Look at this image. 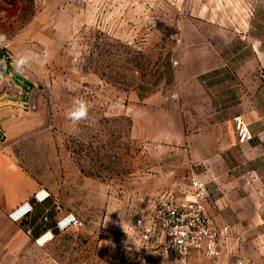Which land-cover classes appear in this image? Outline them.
<instances>
[{
    "label": "rangeland",
    "instance_id": "rangeland-1",
    "mask_svg": "<svg viewBox=\"0 0 264 264\" xmlns=\"http://www.w3.org/2000/svg\"><path fill=\"white\" fill-rule=\"evenodd\" d=\"M3 93L6 152L82 225L0 264H175L155 212L195 180L235 236L188 264H264V0H0Z\"/></svg>",
    "mask_w": 264,
    "mask_h": 264
},
{
    "label": "built area",
    "instance_id": "built-area-1",
    "mask_svg": "<svg viewBox=\"0 0 264 264\" xmlns=\"http://www.w3.org/2000/svg\"><path fill=\"white\" fill-rule=\"evenodd\" d=\"M236 122L238 142L242 145L248 143L253 138L251 130L241 117L236 118ZM208 195L206 183L195 180L190 199L178 202L176 196L171 194L158 206L155 212V220L161 232L158 239L162 241L163 252L171 262L188 264L193 251L216 258L220 255V237H230L231 230L228 227L219 231L216 229L215 221L206 207ZM38 197L44 201L49 194H36V201ZM33 209L32 203L25 202L11 210L8 217L13 222H21ZM80 225L81 221L74 214L67 213L56 220L55 229L66 231ZM152 232L153 228L147 229V233Z\"/></svg>",
    "mask_w": 264,
    "mask_h": 264
},
{
    "label": "crops",
    "instance_id": "crops-1",
    "mask_svg": "<svg viewBox=\"0 0 264 264\" xmlns=\"http://www.w3.org/2000/svg\"><path fill=\"white\" fill-rule=\"evenodd\" d=\"M5 97V93L0 94V100ZM40 183L6 152V107L0 108V256H24L28 242L36 241L52 229L56 230L55 222L62 213L49 197L43 203L36 201L35 194ZM25 202L33 204V212L21 222L11 221L8 214ZM206 207L216 225L218 213L211 209L209 195ZM234 236L231 230L228 239Z\"/></svg>",
    "mask_w": 264,
    "mask_h": 264
},
{
    "label": "clouds",
    "instance_id": "clouds-1",
    "mask_svg": "<svg viewBox=\"0 0 264 264\" xmlns=\"http://www.w3.org/2000/svg\"><path fill=\"white\" fill-rule=\"evenodd\" d=\"M30 54H25L17 58L16 63L22 69L23 66L27 65L30 59ZM89 114V104L83 98H75L72 103V107L65 112V118L71 121L74 125H78L81 121L87 120ZM38 202L43 203L42 200L37 198ZM59 227V225H57ZM51 239V235L44 234L37 238V244L43 246L46 242Z\"/></svg>",
    "mask_w": 264,
    "mask_h": 264
},
{
    "label": "trees",
    "instance_id": "trees-1",
    "mask_svg": "<svg viewBox=\"0 0 264 264\" xmlns=\"http://www.w3.org/2000/svg\"><path fill=\"white\" fill-rule=\"evenodd\" d=\"M7 70H8V69H7V67H6V71H7ZM1 75L3 76V75H4V73H2Z\"/></svg>",
    "mask_w": 264,
    "mask_h": 264
}]
</instances>
